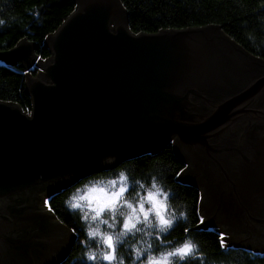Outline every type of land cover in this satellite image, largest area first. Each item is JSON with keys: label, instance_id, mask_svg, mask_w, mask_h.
Returning <instances> with one entry per match:
<instances>
[{"label": "water", "instance_id": "1", "mask_svg": "<svg viewBox=\"0 0 264 264\" xmlns=\"http://www.w3.org/2000/svg\"><path fill=\"white\" fill-rule=\"evenodd\" d=\"M74 2L44 39L47 59L26 39L0 51L2 64L37 69L26 74L29 112L0 101V263L29 249L42 217L31 213L30 194L63 191L169 145L186 163L177 179L200 190L199 227L232 239L250 225L260 234L264 60L215 24L135 34L120 0ZM49 217L55 235L75 237ZM233 245L264 252L263 243Z\"/></svg>", "mask_w": 264, "mask_h": 264}, {"label": "trees", "instance_id": "2", "mask_svg": "<svg viewBox=\"0 0 264 264\" xmlns=\"http://www.w3.org/2000/svg\"><path fill=\"white\" fill-rule=\"evenodd\" d=\"M127 13L131 32L154 33L165 29H182L215 24L243 49L264 60V0H120ZM74 0H0V51L15 46L22 39L39 45L36 54L47 59L51 53L43 44L74 10ZM36 75L37 69L26 70L19 63H0V101L18 104L29 112L31 99L25 93L26 74ZM186 167L173 151L171 145L158 152L144 154L109 168L90 174L51 197L50 208L56 218L82 238H87V224L80 211L72 210L66 200L80 187L94 182L127 177L126 199L135 201L144 195L156 178L158 186L169 193V214L177 216L176 226L168 232H159L156 220L149 224H138L133 231L121 230V217L117 218L116 259L114 264H141L149 257L170 251L186 238L199 248L190 264H264V252L253 251L242 246L228 245L221 249L217 228L199 227L196 211H199L200 190L180 181L176 173ZM143 185V187H140ZM79 187V188H80ZM174 194V195H173ZM185 211L188 220L179 218ZM200 213V212H199ZM147 225V226H145ZM188 227L189 231L183 229ZM92 246L73 248L66 258L57 264H108L89 262L84 252ZM139 251V255H137ZM200 253L203 257L200 258ZM173 264H181L173 261Z\"/></svg>", "mask_w": 264, "mask_h": 264}, {"label": "snow or ice", "instance_id": "3", "mask_svg": "<svg viewBox=\"0 0 264 264\" xmlns=\"http://www.w3.org/2000/svg\"><path fill=\"white\" fill-rule=\"evenodd\" d=\"M183 169L180 172L176 173L177 176L182 175ZM120 180L126 181L127 177L123 172L120 174ZM111 184H115V181H110ZM143 187V185H140ZM127 191L125 186H121L119 190H114L109 192L104 188L92 187L89 189V193L98 194V195H86L80 197V199H87L89 201V209L93 213L92 219L97 220L104 211L108 210L115 214L116 209L120 203L121 198L124 193ZM174 195V194H173ZM170 195L166 192L163 187L158 186L156 183V178L153 177V182L151 184V188L147 191L146 196L139 200L138 209L137 206L133 203L125 200L124 204L130 209V213L124 217L123 219V230L125 232L138 230L137 223L140 222V217L142 216L144 221L149 223L151 226V221L149 217L152 213L155 215L156 226L159 228V232H168L176 226L177 216L173 214H169V200ZM70 200H75L76 197H70ZM145 199L148 201L149 207H145ZM68 204L69 208L72 210L80 209L81 205L79 203H70L69 200L65 201ZM46 205H50L49 201H45ZM49 210L51 208L49 207ZM197 219L199 223H204V217L196 211ZM87 219V215L83 217ZM115 218V216H113ZM179 218L185 221L188 220L187 213L185 211H181L179 213ZM104 223H108L107 221H103ZM113 225H109L112 227ZM185 232H188L189 229L187 226L183 229ZM99 233V229H90L88 232V236L95 237ZM105 244L107 245L109 251L106 252L103 256L105 260L113 261L116 257V246L114 239L111 235L102 234ZM221 249H226L228 247L225 236L223 233L219 234L218 240ZM199 252V248L196 244L192 242L190 238H186L181 241L178 245L174 246L173 249L166 254H164L159 260L149 258V264H173V261H180L181 264H190V261L193 259L194 254ZM137 255H139V251H137ZM88 259L95 260V255L92 253H87ZM203 257V254L200 253V258Z\"/></svg>", "mask_w": 264, "mask_h": 264}, {"label": "flooded vegetation", "instance_id": "4", "mask_svg": "<svg viewBox=\"0 0 264 264\" xmlns=\"http://www.w3.org/2000/svg\"><path fill=\"white\" fill-rule=\"evenodd\" d=\"M58 190L52 191L49 188H44L36 194H30L29 197L25 198L26 202L31 206V213L34 214L36 212L42 215L41 221L38 222V225L34 228L33 233L29 235V249L26 251H24L23 248L19 249L20 254L16 256L14 254H10L9 257L5 256L3 258L5 260H3L0 264H52L53 262L66 258L73 248L84 246V241L82 242L80 235L77 233H75V237L68 234H61L60 236L55 235L56 227L53 229L54 225L51 223V219L49 217V212L53 211L52 209L49 210L50 206L46 205L45 201H48L49 199L51 200L53 194ZM46 224L52 226L50 231L46 232L44 230ZM252 226L253 225H250L247 229H244L243 234H236V238L238 239L225 238V240L227 239L226 243L245 242L250 245L258 242L264 244V229L260 232V234H254L252 232ZM228 228L229 229L227 230L232 233L238 231L236 227ZM261 228H264V226ZM218 229L220 230L221 228L219 227ZM231 245H233V243ZM21 246L25 247L23 244ZM47 248H50V251L47 250Z\"/></svg>", "mask_w": 264, "mask_h": 264}, {"label": "rangeland", "instance_id": "5", "mask_svg": "<svg viewBox=\"0 0 264 264\" xmlns=\"http://www.w3.org/2000/svg\"><path fill=\"white\" fill-rule=\"evenodd\" d=\"M110 181H115V184H111ZM121 186H125L127 188V190L129 189L126 181L122 182L120 180V177L113 178V179H108L106 181L97 180V181L88 183V184H86V185H84L82 187H80V185H78L76 187L78 189H76L75 193L73 194V196L76 197V199L75 200H69L70 203H79L81 205V208L80 209H76V210L80 211L82 217L87 215V219L83 218L85 220V223L87 224V228H86L87 229L86 230L87 238H82L81 237V240H82V242L83 241L86 242V240H87V242L92 244V246H90L88 248V250L86 252H84L85 259L87 261H89V262H95V261L96 262H101L102 261V262H106L108 264H114L115 260L108 261V260H105L103 258L104 254L106 252H108L109 249H108L107 245L104 242L102 234L111 235L113 237V239H114V242H116L115 229L119 228L116 225L117 224V218L121 217V230L124 231L123 230V219L131 211L124 204V201L127 200V201L133 203L134 205L137 206V209H138L139 200L143 199L146 196L147 192L144 195L139 196L135 201H130V200L126 199V197H125V194L127 192L126 191L124 193L123 197L120 200V203H119V205H118V207L116 209L115 214H113L111 211L106 210V211H104L102 213V215L97 220H93L92 219L93 213L89 209V201L87 199H80V197H83V196H86V195H98V194L89 193V189H91L92 187L104 188V189H107L109 192H112L114 190H119V188ZM145 207L146 208L149 207L148 201L146 199H145ZM113 216H115V218H113ZM152 219L156 220L154 213H152L150 215V217H149V220H152ZM103 221H107L108 223H104ZM140 223L141 224H149V223L144 221L142 216L140 217V222L137 223V225L140 224ZM109 225H113V226L109 227ZM145 226H147V225H145ZM97 228L99 229V233L95 237L88 236V232H89L90 229L94 230V229H97ZM225 236H226L225 238H227V239H232L231 237H229V236H232V234H229V232ZM232 243H234V242H232ZM167 252H169V251H165L164 253H161L159 255L152 256L151 258L159 260ZM87 253L94 254L95 255V260L88 259ZM149 258L147 260H145V262H142L141 264H149Z\"/></svg>", "mask_w": 264, "mask_h": 264}, {"label": "clouds", "instance_id": "6", "mask_svg": "<svg viewBox=\"0 0 264 264\" xmlns=\"http://www.w3.org/2000/svg\"><path fill=\"white\" fill-rule=\"evenodd\" d=\"M3 23H4V21L2 19H0V24H3Z\"/></svg>", "mask_w": 264, "mask_h": 264}]
</instances>
